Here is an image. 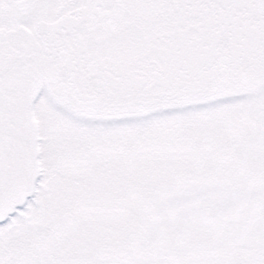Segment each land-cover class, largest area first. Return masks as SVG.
<instances>
[{
  "label": "snow or ice",
  "instance_id": "snow-or-ice-1",
  "mask_svg": "<svg viewBox=\"0 0 264 264\" xmlns=\"http://www.w3.org/2000/svg\"><path fill=\"white\" fill-rule=\"evenodd\" d=\"M0 264H264V0H0Z\"/></svg>",
  "mask_w": 264,
  "mask_h": 264
}]
</instances>
